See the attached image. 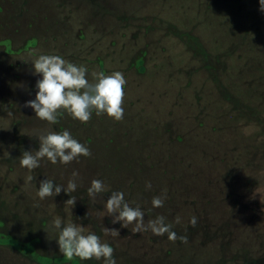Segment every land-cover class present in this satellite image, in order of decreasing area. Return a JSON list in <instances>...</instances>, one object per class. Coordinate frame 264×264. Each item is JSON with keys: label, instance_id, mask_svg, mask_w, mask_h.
I'll return each mask as SVG.
<instances>
[{"label": "rangeland", "instance_id": "obj_1", "mask_svg": "<svg viewBox=\"0 0 264 264\" xmlns=\"http://www.w3.org/2000/svg\"><path fill=\"white\" fill-rule=\"evenodd\" d=\"M0 44V52L22 55L0 53V264H102L62 254L55 217L110 243L117 264H264L258 0H0ZM39 53L86 65L90 80L94 70L121 71L123 119L93 112L82 123L64 112L50 125L37 118L25 102L35 96L31 60ZM65 128L90 156L68 164L42 159L32 170L20 165L39 135ZM45 178L78 186L41 200ZM93 179L109 188L94 201L87 193ZM113 190L139 204L145 222L163 215L186 242L112 223L103 205ZM70 195L74 206L65 203ZM156 195L166 197L162 207H152ZM104 227L119 235H105Z\"/></svg>", "mask_w": 264, "mask_h": 264}, {"label": "clouds", "instance_id": "obj_2", "mask_svg": "<svg viewBox=\"0 0 264 264\" xmlns=\"http://www.w3.org/2000/svg\"><path fill=\"white\" fill-rule=\"evenodd\" d=\"M258 3L259 10L264 12V0H258ZM31 63L33 74H38L39 79L35 84L34 98L27 100L25 104L31 107L37 118L47 121L50 125L57 123L58 117L64 112L82 123L88 122L93 112L97 116L105 114L115 121L123 119L122 105L127 81L121 71L105 74L102 70H94L90 73L92 77L90 80L86 65L72 63L58 54L39 53L32 58ZM37 138L39 147L34 151L25 150L20 156V165L28 170L39 167L42 159L52 164H68L80 156L91 155L89 147L77 140L67 128L63 131H47ZM77 175L76 171L72 173L73 177ZM27 179L31 181L32 177L28 176ZM77 186L75 179H69L64 186L45 178L40 181L36 194L43 200L46 197L59 195L62 190L70 194L77 189ZM151 188V182L146 181L145 189ZM107 191H109L108 186L100 179H93L87 188L88 196L93 201L98 194ZM165 198L161 195L153 196L152 207H162ZM75 201L76 198L70 195L65 203L74 206ZM103 207L112 218V223L119 222L122 227L131 225V231L134 233L151 231L157 236L167 233L170 240L179 239L185 242L187 240L186 236L177 235L172 224L166 222L163 215H157L154 219L145 222V211L139 204L132 206L125 199L123 191H111ZM180 219L177 216L176 223H179ZM189 223L195 226L197 217L192 216ZM50 224L57 232L56 242L59 251L67 257L76 256L81 261L95 259L102 264H117L112 245L94 231L86 232L82 224L63 221L60 217H55ZM102 231L105 235L113 237L119 235L117 228L104 227Z\"/></svg>", "mask_w": 264, "mask_h": 264}, {"label": "trees", "instance_id": "obj_3", "mask_svg": "<svg viewBox=\"0 0 264 264\" xmlns=\"http://www.w3.org/2000/svg\"><path fill=\"white\" fill-rule=\"evenodd\" d=\"M12 5H14V3L12 2ZM16 13H13V14H10V13H7V17H11L12 19L13 18H17V16H15ZM9 29H11L10 27H8ZM3 45V44H0V46ZM5 52V53H4ZM2 54H5V58L7 59H20L22 58V55L19 53V51L15 50L14 49H8V52L7 51H3V52H0ZM24 76V75H23ZM23 76L19 77V81L21 82H24V78ZM240 115H243V114H240Z\"/></svg>", "mask_w": 264, "mask_h": 264}]
</instances>
